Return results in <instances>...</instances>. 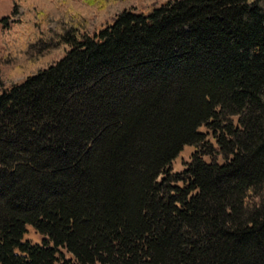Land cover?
<instances>
[{
  "label": "trees",
  "instance_id": "trees-1",
  "mask_svg": "<svg viewBox=\"0 0 264 264\" xmlns=\"http://www.w3.org/2000/svg\"><path fill=\"white\" fill-rule=\"evenodd\" d=\"M129 1L0 20V264H264V0Z\"/></svg>",
  "mask_w": 264,
  "mask_h": 264
},
{
  "label": "rangeland",
  "instance_id": "rangeland-1",
  "mask_svg": "<svg viewBox=\"0 0 264 264\" xmlns=\"http://www.w3.org/2000/svg\"><path fill=\"white\" fill-rule=\"evenodd\" d=\"M155 1L156 0H130L128 4L131 6L135 5L137 8H139V10H142L146 8L147 9L152 8L151 4L155 5L156 4ZM10 10H11V0H0V20L2 18L9 17ZM0 36H1V25H0ZM192 152H193L192 148L190 147L184 148L172 163V169L174 171H181L184 168V165L189 162L190 155ZM29 230L30 231L29 234L26 235V239L30 240L33 243L40 242L41 241L40 236L35 234L31 229Z\"/></svg>",
  "mask_w": 264,
  "mask_h": 264
}]
</instances>
